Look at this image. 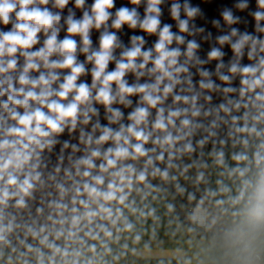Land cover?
Returning a JSON list of instances; mask_svg holds the SVG:
<instances>
[{
	"label": "clouds",
	"instance_id": "clouds-1",
	"mask_svg": "<svg viewBox=\"0 0 264 264\" xmlns=\"http://www.w3.org/2000/svg\"><path fill=\"white\" fill-rule=\"evenodd\" d=\"M49 0H40V3L47 4ZM86 0H75V5L78 8H82L85 5ZM139 0H131L132 4H137ZM69 0H55L56 7L63 9L67 6ZM163 3V0H149L145 9V15L141 19L137 9L135 7H120L113 14L110 9L114 7V0H94L90 6V10H85L83 16L79 19L75 18L74 13H71L66 17L65 23L67 25V32L73 35H79L82 39L83 48L80 51L88 53L90 51L89 46L91 40L89 32L92 28H101L106 25L111 19V26L115 29H120L123 25H128L130 28L139 27L143 31L149 34H157L159 39L154 45L153 49L142 50L145 43L143 37L133 36L132 46L126 48L122 53L123 59H116L113 55V50L119 47L118 37L115 32L103 31L100 36V47L96 50H91V54L87 56V60L93 62L94 67L91 69L93 77V83L89 86L86 82L77 83L81 74L86 72L85 64L78 62L75 55L77 51V41L72 36H66L63 40H58V32L60 31L59 23L61 21V14L59 12H52L47 7H40L37 5L36 0H0V24L5 26L11 24L12 27L8 31L0 30V97L7 96V99H0V180H4V184L0 186V203H6L10 197H19L16 200L17 206H25V196L31 195V190L35 187L34 180H39L41 173L38 171L33 173L31 171L26 172L21 179L16 175L15 170L22 168L25 164H28L33 160V157H38L39 152L37 148L43 150L46 146L56 143L53 138V133H62L65 127L70 123L71 128L75 129L77 121L80 115L85 117L84 123H87L90 117L88 111L96 112L95 108L82 109V104H87L89 99H95L96 101L104 104L108 107V110L113 113L114 118H119L123 113L118 108H111V105L117 101V96L114 94L113 82L117 85L120 95L119 102L131 104V100H127V96L132 94H142L141 99L146 102L147 105L155 108L161 103L162 97L158 93L163 91L166 95L172 93L177 84H180V73H188L189 68L185 64H181L179 57L181 55H187L194 57L197 63H206V61L199 60L195 57V50L199 45L195 40L188 41L186 53H182L180 48H170L169 45L173 41L183 43L184 36L171 31V25L165 24L161 27V8L159 5ZM260 9H264V0H257ZM248 6V0H239L237 7L244 9ZM190 18H194L197 15L202 14L201 9L198 6H191L188 0H185L182 5L179 2H175L171 5V16L178 21L179 29L181 32H191L189 19H181V11ZM257 21L264 20V10H258L253 13ZM114 17V18H113ZM224 21L228 24H234L239 21V17H235L231 9L225 8L222 12ZM214 24L219 25V21H213ZM195 26L193 25V28ZM257 28L260 31H264L259 24ZM196 31H204V29H195ZM44 31L48 33L47 39L44 42V47L39 48L36 51H27L32 48L33 45L38 43V33ZM239 30L233 28L230 34H225L217 37L220 44L230 43L233 51L238 55H243V48L246 44L251 42L252 49L249 52V58L253 57V53L256 51V45L260 46V50L264 51V40L259 37H255L247 32L240 33L239 38L235 41L232 40L233 36L238 34ZM210 35V34H209ZM21 49H24L21 52ZM21 54L26 58L23 70L17 77L11 75L12 70L17 67L16 53ZM60 55L61 59H51L53 55ZM210 59H218L224 55L220 48H212L209 52ZM142 58L141 62H137V58ZM116 60V68L112 71H107L108 65L111 61ZM49 69L67 68L70 69L67 75L64 76L63 82L59 84L58 88H53L52 84L60 79L59 73L55 71L40 72L38 77H32L29 73L33 70L39 71L41 63ZM151 61L154 65L150 72H159L156 75L155 81L152 83L145 82L143 84L129 85L128 81L124 79L129 71L137 72V75H143V72L137 71L143 69ZM221 62L218 67H222ZM201 76L209 77L211 74L204 69L199 70ZM229 71L231 73L245 74L241 83L246 85V88L241 89L243 94L246 91H253L260 88L262 91L256 92L255 99L264 101V57H260L257 64H249L241 66L238 63H232ZM188 82L191 83V74L187 77ZM220 79L223 81H230L229 75L220 74ZM165 80L169 81L164 83ZM99 82V87H97ZM20 87H16V84ZM201 88L213 89L219 87L211 79L201 80ZM161 84L163 88L161 89ZM95 88V96H93L92 89ZM223 91H234L232 88H224ZM70 93H73L69 102L63 103L67 100ZM53 97H58L55 99ZM176 101L183 100L188 103L190 100L197 99L196 96L188 97L175 95ZM210 99V97H208ZM35 102V105L33 104ZM239 102L236 103V107H239ZM18 108H23L24 111H18ZM48 111H45L44 109ZM220 108L228 112L230 109L226 105H220ZM188 109H175L170 110L168 115L165 116L164 108L158 109V115L154 121V127L156 129L164 130L167 134L162 138H157L154 143H163L174 145L176 141L182 137L179 135H173L171 131H168L169 125H175L173 117L181 116L182 112H187ZM7 113V115H5ZM149 110L147 107H136L133 112L129 114V119L133 123L127 126L121 125L120 130H115L111 127L104 126L102 128V135L96 140V143L101 141H108L113 139L115 141L123 140L122 144H117L115 148H108L103 154L106 160V165H100L105 171L107 166L116 168L118 165L117 158H136V155L147 156V164L153 165V157L148 156L149 151H155V149H146L144 144L149 141L150 132H145L143 128L137 127L141 125L149 116ZM199 110H196L192 115H199ZM15 121V124H8L7 121ZM181 124L190 128L193 126V121L189 118L181 120ZM95 127H100L99 123ZM251 131L257 133L255 127L251 129H241V131ZM131 134L140 143L133 144L130 136L125 135L124 132ZM83 134V133H82ZM259 135V133H257ZM88 143L92 142L91 135L88 136ZM203 143V141H200ZM247 143V140L244 141ZM126 145H131L130 148ZM67 142L65 147H67ZM182 151H193L191 142L183 145ZM218 157H223L224 153L221 151L217 153ZM101 156L99 149H94L91 152V156L81 157L78 163L87 165L89 168L96 167L92 157ZM256 156L259 160H264V155L257 152ZM164 153L161 152L155 157L157 160H164ZM235 160H247L248 156L245 154H236ZM218 163H223V159H219ZM32 168L38 167L36 164L31 165ZM177 165L169 162L168 167L161 170L159 167L153 166V170L150 173L152 176L159 175L162 179L168 180L170 168H175ZM190 167V165L186 166ZM129 170L135 174V179L146 186L151 187L148 183V171L147 169L136 172L133 165L128 164L118 168L117 171L112 173L113 176L119 177L121 181L127 180L128 187L131 188L133 184V177L126 176L125 171ZM241 176H245L246 170L238 169ZM6 174V180L4 176ZM85 176H90L91 173L85 171ZM96 184H104L103 176L92 177ZM200 178H203V173H200ZM172 180L176 177L172 176ZM217 183L222 184L221 181ZM251 183L253 192L251 199L248 200L244 209L245 221L235 227L229 228L225 231L223 236L224 244L235 249L232 264H257L260 256L257 251V237H254L250 233L251 226H256L258 236H264V172H262L255 181H246ZM8 186H16L17 191H11ZM109 191H104L97 188L90 183L84 184V189L89 193H94L98 197H102L104 200H118L119 203L124 204L128 200L129 193L124 191L123 187L118 186L114 181L109 182L107 185ZM176 188L180 192H184L185 189L180 187L179 184ZM142 191V189H137ZM220 191L228 192L230 189L224 186ZM117 192L121 193L117 196ZM147 193H145V196ZM212 195H216L212 192ZM189 199L195 200L194 194L189 193ZM235 199V198H234ZM222 203V201H217ZM203 198L189 213V220L197 228H211L216 223V218L205 207ZM102 210L108 214L109 217L113 215V210L110 207L100 205ZM169 211H172L174 206L168 204ZM75 211V209H73ZM136 211V209H133ZM123 215L120 209H117ZM155 209H151L148 213L141 212V215H154ZM98 213L94 210H90L86 213L87 216H96ZM119 217H117L118 219ZM79 219V217H74ZM115 224L116 220H112ZM104 235L111 237L113 233L104 225H100ZM134 224L128 222L125 217L124 229L126 231H132ZM195 229H190L193 231ZM2 231V230H0ZM35 235V233H33ZM59 235V233H58ZM92 235V233H88ZM99 238V234L93 236V239ZM119 239V237H117ZM140 235L135 236V240L139 241ZM4 235L0 234V241H4ZM47 240V237L44 238ZM44 241L42 240L41 243ZM264 242V241H262ZM50 248H54L57 253H60L62 249L55 245L49 244ZM93 249L95 245L92 246ZM147 247V245H145ZM39 252V249H36ZM64 255H67V251H63ZM43 255V253H41ZM162 264V262H161ZM187 264H191L190 261Z\"/></svg>",
	"mask_w": 264,
	"mask_h": 264
},
{
	"label": "trees",
	"instance_id": "trees-1",
	"mask_svg": "<svg viewBox=\"0 0 264 264\" xmlns=\"http://www.w3.org/2000/svg\"><path fill=\"white\" fill-rule=\"evenodd\" d=\"M94 0H86L84 7L78 8L75 5V0H69L67 6L63 9L56 7L55 0H49L47 4L40 3V0H36V3L40 7H47L52 12H59L61 14V21L59 23L60 31L58 32V40H63L66 36H72L77 41L78 47L75 53L78 62L85 64L86 72L81 74L77 83L86 82L89 86L93 83V77L91 69L94 67L93 62L87 60V56L91 54V50L99 49L100 36L105 30L115 32L118 37L119 47L113 50V55L116 59H123L121 53L132 46V37H143L145 43L142 50L153 49L154 45L159 39L157 34H149L140 29L139 27L133 29L128 25H123L120 29H115L111 26V19L106 22V25L101 28H92L89 32L91 45L88 53L80 51L85 45H83L82 39L79 35H73L67 32V25L65 23L66 17L71 13H74L75 18L79 19L83 16L85 10H90V6ZM149 0H139L137 4H132L131 0H114V7L110 11L114 14L120 7H135L141 17L145 15V9ZM175 2H179L182 5L185 0H163V3L159 5L161 8V27L168 24L171 25V31L185 37L183 43L173 41L170 48H180L182 53L187 51L188 41L195 40L199 47L195 50V57H198L201 61L206 63H197L194 57L187 55H181L178 59L181 64H185L189 68L188 73L178 74L181 77V83L177 84L172 93L164 94L163 91L158 93L164 97L160 104L155 108L149 106L141 99L142 94L136 93L127 96V100H131V104L119 102L120 95L117 85L113 82L114 94L117 96V101L111 105V108H118L123 113L119 118L110 119L113 117V113L108 110V107L104 104L96 101L95 99H89L87 104H82L81 108H95L96 112L88 111L90 119L86 124L92 128H88L86 134L83 136L92 135L94 140L91 144L76 149L72 146V128L70 123L65 127L62 133H53V138L56 143L46 146L43 150L37 148L36 151L40 153L38 157L34 156L33 160L28 164H25L22 168L16 169V175L23 178L26 172H39L41 173L39 180H34L35 187L31 190V195L25 196V206H17L16 200L19 197H10L6 203H0V234L4 235L5 240L0 241V252L3 249L10 251L9 256L21 253L26 258V263L30 264L34 257L41 256L49 260L52 264H57L59 256L63 253L66 247H83L89 248L91 246L92 237L102 232L100 225H104L109 228L110 231L116 230L117 221L115 224L112 220H116L115 216L111 217L108 214L102 213L100 205L106 206L109 200L106 201L102 197H98L94 193H89L84 189L85 183L95 185L97 188L106 191V182L108 173L111 166H107V171L100 167V165H106L104 159V153L108 148H115L116 145L122 144L123 140L115 141L110 139L108 141H101L96 143V140L102 135V128L104 126L111 127L115 130H120L121 125L127 126L133 123L129 119V114L134 111L138 106L147 107L149 110V116L146 120L137 127L143 128L145 132H150V138L147 143L144 144L146 149H155V151H149L148 156L153 157V165L147 164V156H139V171L147 169L149 175L148 179L155 177L150 173L153 170V166L159 167L161 170L168 167L169 162L177 165L180 162L193 158L196 163H201L205 159V152L207 149L223 142L231 141L237 142L239 140L240 131L236 127V114L239 111L248 108H259L264 111V101L256 100V92L262 91L257 88L255 92L246 91L241 93L242 88H246V85L241 83L245 74L231 73L229 68L232 63H238L241 66L249 64H257L260 57H264V51L260 50V46L256 45V51L253 53V57L249 58V52L252 49L251 42L245 45L243 48L242 56H238L231 48L230 43L220 44L217 37L230 34L233 28L239 30L236 36L232 37L235 41L239 38L240 33H249L255 37H259L264 40V31H260L257 28L259 24L264 28V20L257 21L253 15L254 12L260 9L257 0H248V6L244 9L237 7L239 0H188L191 6H198L201 9L202 14L197 15L194 18H188L186 14L181 11V19H189L191 32H181L179 29L178 21L171 16V5ZM231 9L235 17H239V21L234 24H228L222 17L223 10ZM114 18V17H113ZM213 21H219V25L213 23ZM193 25L195 26L193 28ZM12 27L11 24L5 26L0 24V30L8 31ZM204 29V31H196L195 29ZM210 34V35H209ZM48 33L41 31L38 33V43L33 45L32 48L27 51H36L41 47H44V42L47 39ZM220 48L224 55L218 59H210L209 52L212 48ZM24 49H21L23 52ZM21 52L16 53L17 67L12 70L11 75L17 77L23 70L25 64V57ZM155 54V51H154ZM58 54L53 55L51 59H61ZM142 58H137V62H141ZM222 62L223 66L218 67ZM41 68L39 71H31L29 74L32 77H38L40 72L55 71L59 73L60 79L52 84L53 88H58L59 84L63 82L64 76L68 74L70 69L56 68L49 69L44 66L40 61ZM154 65L149 61L143 69L137 71L144 74L137 75V72L129 71L124 79L128 81L129 85L143 84L145 82L152 83L155 81L156 75L159 72L153 73L149 69ZM116 60L109 63L107 71L115 70ZM201 69L207 70L211 75L209 77H203L200 74ZM191 74V83L188 82L187 77ZM220 74L229 75L230 81H223L220 79ZM211 79L219 87L213 89H206L200 87L201 80ZM169 81L165 80L164 83ZM16 87H20L17 83ZM97 82V87H99ZM161 89L163 84H161ZM232 88L234 91L225 92L224 88ZM93 96H95L96 89H92ZM73 93H70L67 100L62 101L67 103L71 100ZM175 95L181 96H196L197 99L185 103L183 100L176 101ZM210 97V99H208ZM59 99L58 97H53ZM0 99H7V96L0 97ZM239 102V107H236V103ZM34 106L35 102H33ZM226 105L230 111L226 112L220 108V105ZM164 108V115L167 116L170 110L188 109L187 112H182L181 116L173 117L175 125H169L168 131H171L173 135H179L182 138L175 142L174 145L154 143L159 137L162 138L167 134L164 130L156 129L154 121L158 115V109ZM45 111H48L46 108ZM196 110H199V115H192ZM18 111L23 112V108H18ZM7 115V113H5ZM189 118L193 121V126L186 128L181 124V120ZM84 122L85 117L80 115L79 118ZM7 123L15 124V121L8 120ZM99 123L100 127H95ZM2 134V133H0ZM125 135L130 136L133 144L140 143L134 137H131L130 133L124 132ZM203 141V143H200ZM67 142V147L65 143ZM191 142L193 151H182L183 145ZM130 148L131 145H126ZM94 149H99L101 156L92 157L96 167L89 168L87 165L78 163L81 157L91 156V152ZM161 152L164 153V160L155 159ZM131 158V157H129ZM127 158V159H129ZM124 160L125 158H117ZM36 164L38 167L32 168L31 165ZM88 171L90 176H85L83 173ZM103 176L104 184H96L92 177ZM6 180V174L4 176ZM198 179V178H196ZM194 178L192 179L193 182ZM199 183L197 188L204 189V184L198 179ZM4 184V180H0V186ZM168 184L164 187L167 188L174 199V206L188 205L190 203L189 193L191 190L185 189L184 192L178 191L176 185ZM11 191H17L16 186H8ZM75 209V211H73ZM90 210L96 211V216H87L86 213ZM79 217V219H74ZM240 222L239 224L243 223ZM250 231L258 232L256 226H251ZM35 233V235L33 234ZM59 233V235H58ZM92 233V235H88ZM47 237V240L44 238ZM44 241L41 243V241ZM258 240L256 241V243ZM49 244H55L59 246L62 251L57 253L54 248H50ZM39 249V252L36 251ZM43 253V255H41ZM0 258V262H2ZM227 264V260H226Z\"/></svg>",
	"mask_w": 264,
	"mask_h": 264
},
{
	"label": "crops",
	"instance_id": "crops-1",
	"mask_svg": "<svg viewBox=\"0 0 264 264\" xmlns=\"http://www.w3.org/2000/svg\"><path fill=\"white\" fill-rule=\"evenodd\" d=\"M241 116L253 117V122L260 125L259 116H264V111L255 107L239 111L236 114V127L240 131L238 142L223 141L207 149L205 159L201 163H196L193 158L180 162L177 167L168 169L170 177L168 180L162 179L159 175L148 179L151 187L136 180L135 174L129 170L125 171V175L133 177L131 188L127 186V180L121 181L119 177L112 175L118 168L128 164L133 165L138 174V157L119 160L116 168L110 167L106 191L110 190L107 187L108 183L114 181L129 193L128 200L124 204L118 200H109L105 207L113 210L117 221L116 230L111 231L113 233L111 237L104 235L103 231L97 233L99 238L92 237L89 248L74 247L75 260L80 264H161V262L187 264L188 261L191 264H226V246L224 244L212 246L209 237L200 236L194 230L190 231L191 228L176 216L173 195L164 186L174 183L189 186L193 178H198L204 184V196L216 208L227 210L238 224L245 221L244 209L253 192L252 184L246 181H255L264 172V160H259L256 156L257 133L241 131L244 129L243 124L242 127H238ZM245 140L247 143H244ZM221 151L224 153L222 158L217 155ZM259 153L264 155V152ZM236 154H245L248 159L235 160ZM219 159H223L222 164L218 163ZM188 165L190 167L185 170ZM241 168L246 170L245 176L239 174L238 169ZM200 173H203L202 179ZM172 176L176 179L172 180ZM218 181L222 184L217 183ZM224 186L230 191H220ZM212 192L216 195H212ZM120 194L117 192V196ZM168 204L174 206L172 211H169ZM117 209H120L123 215L117 212ZM151 209H155L154 215H141V212L148 213ZM102 213L107 214L103 210ZM125 217L128 222L134 224L132 231L123 230ZM136 235H140L139 241L135 240ZM257 243L260 246L259 240ZM9 253L8 249L0 252V258L4 260L0 264H28L23 254L9 256ZM30 264L52 263L41 256H36Z\"/></svg>",
	"mask_w": 264,
	"mask_h": 264
},
{
	"label": "built area",
	"instance_id": "built-area-1",
	"mask_svg": "<svg viewBox=\"0 0 264 264\" xmlns=\"http://www.w3.org/2000/svg\"><path fill=\"white\" fill-rule=\"evenodd\" d=\"M199 181L194 178L191 185L186 186L184 184H180V187L184 189L191 190L195 195V200H190L188 205H181L175 207V213L178 219H180L184 224H186L191 229H195L194 231L200 236H206L210 238V244L212 246H217L219 244H224L223 236L227 229L235 227L238 225L237 222L234 221L231 214L227 210H219L216 208L205 196L203 190L197 188ZM203 198L204 204L202 207H205L215 216L216 223L211 228H197L192 222L189 220V213L193 210V208L198 204V202ZM225 245V244H224ZM226 246V260L227 264H232L233 256L235 253V249L230 246ZM67 251V255L63 253L59 256L57 264H80L74 258V247L68 246L65 248ZM257 251L260 256V259L257 261V264H264V251L261 250L260 246L257 243Z\"/></svg>",
	"mask_w": 264,
	"mask_h": 264
},
{
	"label": "rangeland",
	"instance_id": "rangeland-1",
	"mask_svg": "<svg viewBox=\"0 0 264 264\" xmlns=\"http://www.w3.org/2000/svg\"><path fill=\"white\" fill-rule=\"evenodd\" d=\"M253 117H246V116H241V118H239L238 121V127H242L251 129L252 127H255L257 130V133H259L258 135V139H257V145L255 148V152H264V116H259V120L261 121V124L257 125V122H253ZM258 119V118H257ZM243 124V125H242ZM242 125V126H241ZM88 128H92L90 125L84 123L82 120L78 119L77 121V125L75 129H72V134H71V139H72V146L75 147L76 149H80L82 147H84L83 149L86 148V146L88 144V136H83V134H86ZM250 132V131H249ZM83 133V134H82ZM92 141L95 139L94 136H92ZM239 140H240V136H239ZM238 140V141H239ZM237 141V142H238ZM251 235H253L254 237H257V240H259V244H260V248L262 251H264V236H258V232H253L250 231Z\"/></svg>",
	"mask_w": 264,
	"mask_h": 264
}]
</instances>
